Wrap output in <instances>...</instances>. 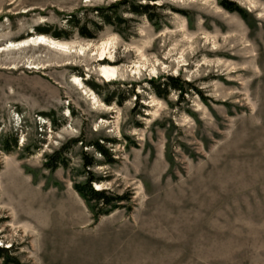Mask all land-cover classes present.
I'll return each instance as SVG.
<instances>
[{
	"label": "rangeland",
	"instance_id": "1",
	"mask_svg": "<svg viewBox=\"0 0 264 264\" xmlns=\"http://www.w3.org/2000/svg\"><path fill=\"white\" fill-rule=\"evenodd\" d=\"M119 1L0 0V264H264V0H227L246 18L225 0L141 1L157 9L104 24ZM167 76L195 90L158 97ZM84 155L94 188L128 197L118 209L75 191Z\"/></svg>",
	"mask_w": 264,
	"mask_h": 264
},
{
	"label": "trees",
	"instance_id": "2",
	"mask_svg": "<svg viewBox=\"0 0 264 264\" xmlns=\"http://www.w3.org/2000/svg\"><path fill=\"white\" fill-rule=\"evenodd\" d=\"M133 2L131 3L130 0H121L112 6L108 8H99L96 10L97 16L100 20L104 22L106 25H113L115 22H118L119 24L125 23V21L116 15L117 11L119 9L125 8V9H131L133 13L136 14H148L152 12L153 10L157 9L156 5H142L139 3L141 1H146L149 3H155L160 0H132ZM134 5L136 6V9ZM221 5L229 10L230 12H236L240 14L242 17L246 18L245 13L237 8V7H232V4L229 3L227 4V0L221 2ZM132 7V8H131ZM151 20V19H150ZM70 27L71 30H76L78 34H80L84 38H93V35L91 34V31H89V26L88 24L81 25V20L78 17H71L70 21ZM98 29V25L92 23V30ZM40 33L43 34H51V36L55 39H62L66 37V34L64 31H59L56 30L53 33H51L50 29H44L43 31H40ZM150 85L152 86L155 94L158 97H165L162 95V93H168L169 91L173 90L178 92L179 96L184 98L185 94H187L190 91L195 90L194 87L190 84L184 81L180 77H163L162 79H159L158 81L152 80L150 81ZM90 87L97 91L98 86L94 84H90ZM105 102L110 105L112 102V98L106 99ZM104 142H112V141H96L94 143H91L88 145V147L94 149L99 155L102 157L111 160L112 161V154L109 152V150L106 148ZM78 143V141L76 142ZM15 144L17 145V141H15ZM64 152H66V148L62 149L61 152L55 153L51 159L54 160L56 163V166H59L60 164L65 166V161H64ZM84 170H85V175L87 177V182L85 184H76L74 185L75 191L79 194V196L85 200L86 202L90 203L92 201H96L98 203L101 202L102 206L99 209L101 214H108L110 211H114L118 209L121 205L122 202L129 200L128 197L126 196H110L108 195V192L105 190H97L94 188V183H98L99 179L96 177H93L91 169L97 164L93 159L89 160L88 157L84 155ZM5 253H9V250L0 248V254L3 255Z\"/></svg>",
	"mask_w": 264,
	"mask_h": 264
},
{
	"label": "bare ground",
	"instance_id": "3",
	"mask_svg": "<svg viewBox=\"0 0 264 264\" xmlns=\"http://www.w3.org/2000/svg\"><path fill=\"white\" fill-rule=\"evenodd\" d=\"M31 42L36 44V45L37 44H49L50 47H53V48H55L57 50L59 49V50H65L66 51V50L69 49L67 45H65V44H63V43H61L59 41L49 40V39H47L46 37H43V36H40L36 40L32 39ZM24 43L28 44V42H24ZM111 45H112L111 43L109 44V43L105 42L100 47L95 48V51H99L101 57H104L105 55H109V57L111 59H113V55H112V52H111ZM104 61H106V59ZM100 74H101V77L104 80H107L109 82V81L114 80V79L117 78V76L119 74V70L114 65H112L110 63H107V64H104L101 67ZM74 83L76 85H78V86H82V82L77 77L74 78ZM93 99H94V101L96 103H98V101L96 100L95 97Z\"/></svg>",
	"mask_w": 264,
	"mask_h": 264
}]
</instances>
